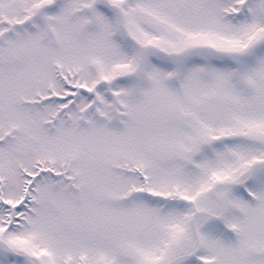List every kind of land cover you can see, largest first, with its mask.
Returning <instances> with one entry per match:
<instances>
[{"label":"snow or ice","instance_id":"6c2138e0","mask_svg":"<svg viewBox=\"0 0 264 264\" xmlns=\"http://www.w3.org/2000/svg\"><path fill=\"white\" fill-rule=\"evenodd\" d=\"M0 264H264V0H0Z\"/></svg>","mask_w":264,"mask_h":264}]
</instances>
